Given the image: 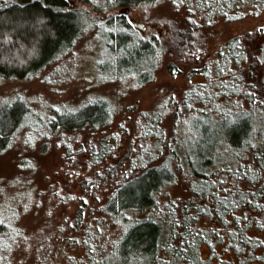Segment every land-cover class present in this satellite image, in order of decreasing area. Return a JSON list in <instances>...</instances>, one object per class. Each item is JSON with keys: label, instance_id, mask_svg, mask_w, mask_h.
<instances>
[{"label": "trees", "instance_id": "1", "mask_svg": "<svg viewBox=\"0 0 264 264\" xmlns=\"http://www.w3.org/2000/svg\"><path fill=\"white\" fill-rule=\"evenodd\" d=\"M156 3L168 4L174 13L155 21L166 29L164 44L154 42L151 47L132 40L146 52L145 56L142 51L138 54L137 71L152 69L168 54L173 74L183 73L177 62L185 64L188 78L224 74L232 85L229 90L240 99L219 109L212 107L207 114H193L207 116L217 124L201 130L191 124L187 130L181 126L183 113L195 95L185 92L178 102L170 96L163 110L152 112L142 122L136 139L149 141L148 131H158L159 137H155L167 149L171 164L164 161L115 188L110 186L102 207L96 208L98 198L91 196L101 183L115 180L116 155L108 136L98 144H86L88 163L103 164L90 173L92 180H85V200H81L70 227L84 230L80 243L91 248L88 264H264V22L251 25L252 19L264 13V0L104 1L107 8L125 9ZM71 8L68 0H0V77L27 78L70 49L80 31ZM123 15L116 17L118 28L128 27ZM219 24L229 25V32L216 30ZM150 48L153 54L149 57ZM99 102L63 116L55 114L48 128L53 132L97 131L109 112L106 103ZM8 115L11 123L0 125V149L4 150L24 125L18 122L15 108L9 109ZM99 116L103 119L95 120ZM163 116L171 127L165 140L164 130L158 128ZM218 147L225 149L224 155H218ZM138 177L142 179L139 187L129 189L127 184ZM172 182L182 183L180 195L165 190ZM99 235V245L105 246L93 261L91 240ZM71 260L81 263L77 257Z\"/></svg>", "mask_w": 264, "mask_h": 264}, {"label": "rangeland", "instance_id": "2", "mask_svg": "<svg viewBox=\"0 0 264 264\" xmlns=\"http://www.w3.org/2000/svg\"><path fill=\"white\" fill-rule=\"evenodd\" d=\"M68 1L76 12L80 30L73 46L27 78L0 77V125L11 123L8 118L11 108L16 109L18 122L25 125L18 128L6 150L0 149V264H77L71 260L76 257L81 261L78 264H88L91 248L80 243L84 230L70 227L81 200H85V180H92L90 173L99 171L103 164L88 163L86 144H98L100 138L108 136L110 149L116 155L115 180H109L107 185L101 183L100 190L91 196L98 198L94 203L96 208L102 207L110 186L115 188L164 161L171 164L167 149L155 137H159L158 131L152 128L148 131L149 141L136 139L142 122L152 112L163 110L170 96H175L178 102L185 92L195 95L188 100L190 108L183 113L181 126L187 130L191 124L200 130L217 124L207 116L193 114H207L240 99L229 90L232 85L224 74L217 77L198 74L188 78L185 64L179 62L176 66L180 65L183 73L173 74L168 67L171 61L168 54L152 69L137 71L138 54L142 51L145 56L146 52L136 42L151 47L154 42L163 43L162 34L166 29L155 21L174 13L168 4L125 9L107 8L105 0ZM124 10L129 11L125 14ZM118 15L125 17L128 27H116ZM263 22L264 13L252 19L251 25ZM135 23L143 24L144 28ZM215 29L226 33L229 25L219 24ZM224 38L225 35L213 40V44ZM147 54L149 57L153 54L151 48ZM147 62L146 59L144 65ZM96 101L106 103L109 109L108 120L97 131L90 133L84 128L76 132H53L48 128L55 114L75 112ZM94 108L102 111L99 106ZM165 118L158 125L160 131L164 130L162 140L170 136L171 130ZM102 119L99 116L95 120ZM197 135L194 132V138L199 139ZM184 137L188 138V133ZM216 150L218 155H224L222 147ZM84 158L87 163H83ZM141 182L138 177L127 186L139 187ZM181 185V182H172L165 190L180 195ZM103 225L106 226L105 222ZM107 228L111 229L108 224ZM73 237L75 242L68 241ZM101 239L100 235L92 237L93 261L105 246L99 245ZM202 249L201 254L205 256L206 248ZM224 256L228 258L229 253Z\"/></svg>", "mask_w": 264, "mask_h": 264}, {"label": "water", "instance_id": "3", "mask_svg": "<svg viewBox=\"0 0 264 264\" xmlns=\"http://www.w3.org/2000/svg\"><path fill=\"white\" fill-rule=\"evenodd\" d=\"M135 25H137V26H139V27H141V28H144V27H143V24H141V23H135Z\"/></svg>", "mask_w": 264, "mask_h": 264}]
</instances>
